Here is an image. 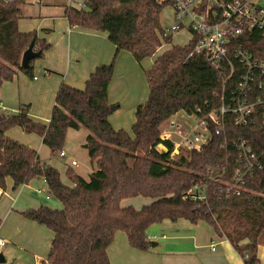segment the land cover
<instances>
[{"label": "trees", "instance_id": "obj_1", "mask_svg": "<svg viewBox=\"0 0 264 264\" xmlns=\"http://www.w3.org/2000/svg\"><path fill=\"white\" fill-rule=\"evenodd\" d=\"M28 1H0V86L19 72L34 77L35 61L51 46L37 31L20 30L21 6ZM82 1L86 4L83 9L66 8L69 25L107 33L116 47L113 60L96 67L84 88L62 83L47 124L31 119L29 105H21L16 113L0 115L2 192L8 189V179L17 189L43 177L48 193L62 203L60 209L41 206L21 212L54 234L48 258L42 264H110L108 249L117 232L126 233L132 247L147 251L152 243L149 228L164 220L179 219L209 223L242 256L249 254L245 264H261L258 249L264 244V170L248 176L246 190L240 195L220 197L221 183L210 179L208 168L214 163L225 166L231 177L238 167L236 153L222 149L221 143L227 137L232 140L243 136L250 139L254 150H259L264 146L262 123L236 127L227 122L222 134L214 133L202 149L176 157L171 156L173 144L160 137L161 126L173 115H192L197 108L208 112L220 104L215 93L221 90L229 70L212 66L200 55H191L197 36L186 45H178L172 44V35H163L161 13L165 6H172L171 0ZM32 42L40 55L23 68L22 55ZM163 42L172 47L158 54ZM237 44L264 59V28L245 33ZM123 50L139 63L156 56L153 66L145 71L149 95L136 108L131 132L114 128L109 120L113 105L108 90L116 56ZM13 127L42 137L52 156L62 151L69 129L86 128L90 131L87 149L95 169L87 179L70 166L65 173L70 183L64 182L60 171L42 161L38 151L7 135ZM159 144L168 152H158ZM200 181L209 186L205 200L187 194ZM137 196L151 201L141 208L122 205L123 200Z\"/></svg>", "mask_w": 264, "mask_h": 264}, {"label": "crops", "instance_id": "obj_2", "mask_svg": "<svg viewBox=\"0 0 264 264\" xmlns=\"http://www.w3.org/2000/svg\"><path fill=\"white\" fill-rule=\"evenodd\" d=\"M65 3L66 0H30L21 6L20 30L37 31L39 37L51 46L43 58L35 61L34 75L37 79L19 72L12 81L0 86V115L16 113L21 105H29L31 119L47 124L62 83L84 88L96 67L113 60L116 47L108 34L71 27L65 16ZM155 58L149 57L139 63L130 52L123 50L117 54L108 90L109 102L117 106L109 116L114 128L131 132L136 108L149 95L145 71L153 66ZM181 120L186 121V115ZM7 135L38 152L43 149L42 137L27 133L21 127L11 128ZM42 161L57 168L66 182L63 173L69 165L65 168L57 162ZM41 206L62 207L61 201L48 193L43 177H36L17 189H13V181L8 179L7 191L3 193L0 188V236L7 240V244L0 247V255L3 256L0 264H42L47 260L53 232L21 213ZM153 227L154 230L148 234L152 243L147 251L132 247L126 233L117 232L108 249L110 264H243V256L233 244L216 233L207 222L194 224L186 219L164 220ZM213 244L215 250H212ZM262 251L264 244H260L258 249L261 264H264Z\"/></svg>", "mask_w": 264, "mask_h": 264}, {"label": "built area", "instance_id": "obj_3", "mask_svg": "<svg viewBox=\"0 0 264 264\" xmlns=\"http://www.w3.org/2000/svg\"><path fill=\"white\" fill-rule=\"evenodd\" d=\"M171 1L173 19L169 26L164 27L163 35L171 36L186 29L190 40L197 36L191 55H200L212 66L229 70L224 74L221 90L215 93L220 104L208 112L201 108H197V112L192 115L183 112L186 122H191L186 130L180 123L185 121L179 122L178 113L163 123L165 127L161 126L160 137L173 144L171 156L202 149L211 141L214 133L222 134L227 122H232L236 127L259 123L264 127V59L258 58L243 44H237V40L245 33L264 28V0H207L206 3L203 0ZM65 7L83 9L86 4L82 0H66ZM33 78L38 77L34 75ZM221 148L232 149L236 153L238 167L229 177L225 166L214 163L208 168V176L221 183L218 190L220 197L240 195L246 190L248 176L264 170V146L254 150L250 139L240 136L232 140L227 137L221 143ZM59 155L66 157L63 150ZM71 163L77 164L76 160ZM208 188V184L200 181L187 194L205 200ZM6 244L7 240L0 236V247ZM212 250H215L214 244ZM248 257L249 254L245 253L243 264Z\"/></svg>", "mask_w": 264, "mask_h": 264}, {"label": "rangeland", "instance_id": "obj_4", "mask_svg": "<svg viewBox=\"0 0 264 264\" xmlns=\"http://www.w3.org/2000/svg\"><path fill=\"white\" fill-rule=\"evenodd\" d=\"M36 3V2H31ZM173 7L170 5H167L164 7L161 13V23L164 27L169 26L170 22L173 19ZM189 33L186 29L180 30L178 32H175L172 35V43L178 44V45H186L188 43ZM170 46V44L163 42L162 46L159 47L158 51L163 52L167 50V48ZM172 47V46H171ZM186 114L183 112H179L177 117L179 119V122L182 121ZM183 123V130H186L187 127L190 126L191 122H180ZM163 128L165 125L162 126ZM90 134V131L87 130L84 127H81L80 129H69L66 135V139L64 141L62 150L66 153V157L61 158L59 154L57 156L52 157L51 151L49 147L43 146L42 151H39L40 158L42 160L46 161H52L57 162L60 164V167L65 168L69 165L71 166L77 173L82 175L85 178H89V174L92 172V170L95 169V165L92 164L88 149L84 147L86 144V138L87 135ZM76 160L77 164L76 166L72 165L71 160ZM63 178L66 182H69L68 178H66L65 173H63ZM151 200L149 198H144L142 196H137L130 199L123 200V205H132L135 208H141L143 205L148 204ZM151 230H154V227L152 226L148 230V234H151ZM263 250V249H261ZM262 253V258L264 260V251Z\"/></svg>", "mask_w": 264, "mask_h": 264}, {"label": "water", "instance_id": "obj_5", "mask_svg": "<svg viewBox=\"0 0 264 264\" xmlns=\"http://www.w3.org/2000/svg\"><path fill=\"white\" fill-rule=\"evenodd\" d=\"M40 55V52H37L34 48V43L32 42L30 46L24 51L21 59V66L23 68H27L30 65V61L37 58ZM117 108L116 105H113L111 107L112 110H115ZM85 148L88 147L87 144L84 145ZM157 151L162 153V152H168V149L165 145L159 144L157 146ZM2 255H0V258L2 259Z\"/></svg>", "mask_w": 264, "mask_h": 264}]
</instances>
